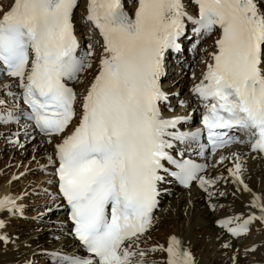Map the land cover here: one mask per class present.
Instances as JSON below:
<instances>
[{
    "label": "snow or ice",
    "instance_id": "6c2138e0",
    "mask_svg": "<svg viewBox=\"0 0 264 264\" xmlns=\"http://www.w3.org/2000/svg\"><path fill=\"white\" fill-rule=\"evenodd\" d=\"M192 2L196 17L187 13L184 0H134L132 15L123 0H87L85 20L102 38V55L78 123L68 135L63 134L77 115L78 98L66 81L91 68L87 61L94 55L88 44L77 56L73 15L79 0H13L0 17V76L13 78L21 90L15 97L12 85H6V94L26 105L20 115L30 122L27 127L47 137L62 136L55 145V161L52 156L48 160L55 166L60 198L69 209L70 234L79 250L47 253L51 264H197L174 234L167 247H140L141 237L157 220L166 176L184 188L197 182L209 198L214 195L209 189L216 180L201 175L206 165L174 158V142L198 141L206 134L213 153L248 143L264 158V0ZM186 20L197 37L219 30L212 62L193 89L204 109L203 127L194 132L177 128L188 118L164 119L160 109L168 101L161 86L165 59L170 51H181ZM19 119L12 111L0 113V123ZM204 152L200 145L199 154ZM229 172L243 184L239 162ZM244 190L250 191L247 185ZM209 206L216 210V205ZM248 207L259 214L229 216L217 220V226L239 238L255 221L264 224V197L254 194ZM5 211L15 214L21 209L4 196L0 212ZM4 226L0 221V229ZM7 240L0 235V241ZM157 251L167 259L149 260V253Z\"/></svg>",
    "mask_w": 264,
    "mask_h": 264
},
{
    "label": "bare ground",
    "instance_id": "6f19581e",
    "mask_svg": "<svg viewBox=\"0 0 264 264\" xmlns=\"http://www.w3.org/2000/svg\"><path fill=\"white\" fill-rule=\"evenodd\" d=\"M8 1L9 6L7 3L6 6L4 5L5 7H3V9L0 11V17H2L3 14L7 12L12 6L13 0ZM184 3L187 13L193 17H196L197 14L194 10V6H191L190 1L184 0ZM79 12L81 14L86 13V10H84V5L79 9ZM185 24L187 27L191 23L186 20ZM76 35L78 39H80V43L86 47L88 41L86 40L85 35L87 34L79 35L76 33ZM217 38L218 35L214 34L202 47L201 52L199 51V56L201 59H205L206 62L205 65L198 66L197 72H193L194 75L197 74L194 76L193 81L188 80L187 76L184 75H178L179 78H176L175 80H169L171 77L170 74L172 73L171 66H175V64L182 62L185 64L186 60L183 59V49L185 46H191V44L186 45V40L193 39L191 33L187 32V38H181L179 41L181 44V51L177 54L175 59L172 58L173 55L171 53L167 54L165 60V75L162 77V90L168 96V94L175 95L171 90L172 88H180L181 93L183 87L185 90L188 89V94L185 95V93H183L184 98L181 95L179 97L177 96V99L168 97V101L164 103L162 108V115L165 117V119L181 117L179 115L186 113V108L176 109L178 102L188 103V101L195 100L193 89L195 85L203 79L204 73L207 71V64L212 62L211 54L216 50L215 40ZM89 39L90 38H88V40ZM93 39V41H97L96 33ZM92 51L94 53L93 56L95 57V63H91L92 67L87 68V71L90 70L89 72H91L92 75L89 78H86L88 76L83 78L80 77L77 84L72 85L77 93V103L81 101L82 97H84L87 88L91 85L95 75L99 71V59L102 55V43L99 40L98 44H95V47L92 46ZM88 62L89 61H87V63ZM175 71H177V73L179 71H182V73L185 72V70H181V68H175L174 72ZM188 82H190V85ZM16 84L17 82L14 81H2L0 83V100L5 96L4 92H6V85H12L11 92L14 95L17 94L18 87ZM187 84L189 86L186 87ZM13 99L14 102L12 103V106L15 108L13 110L14 114L19 116V120L24 122L17 128V132L20 131L24 136H27L26 132L30 134L33 133L34 130L32 127H27V125L30 123H27L22 119L20 110H17L19 103L16 102L17 99ZM174 107L175 112L171 114L169 111ZM187 110L191 111L194 118L190 120L187 119L185 122L177 125L179 131L196 123L195 121L198 116L197 111L199 110V107L195 104L194 106L189 107ZM5 112L6 110L4 113ZM1 135L2 134L0 133V137ZM53 137L39 138L38 143L30 146V149L34 150L35 152H42L44 149H46L48 150V154L52 156L53 161H55L56 157L54 146L61 141L62 136ZM49 140H51L52 145H54L52 149L49 147ZM26 143H29V140H26ZM48 147L49 149H47ZM249 148L250 145H237L223 153L217 154L214 157L207 158V164L209 165V168L204 174H202V176H204L205 179L216 180V183L209 189L214 193L211 198L208 197V194L204 192L197 183L193 184L189 189H182L174 184L166 176L165 182L160 185V211L155 213L157 220L154 226L141 237L140 246L143 247V249H151L158 245H164L167 247L169 236L174 234L185 242V246L190 249L197 264H253L254 261H250L248 263V260H246V256H249L250 254L256 258V264H264V224L259 221H255L251 225L252 230L250 233L239 238L231 237L230 234L219 228L216 224L217 220L233 215H241L244 218H247L250 212L256 213L257 215L259 214L257 209L249 208L248 205H250L251 201L253 200L254 194L264 197V158L256 153L250 152ZM221 157H224V159L221 160ZM253 157L256 158L254 159ZM237 158H239V160H237ZM237 162H239L242 166L241 179L243 180V184H241L238 180H235V177H233L229 172V169H235ZM50 165L53 166L51 162ZM47 172L55 173V167H53V169L47 170ZM53 178L54 181H50V183H52V186L54 187V196L57 197L54 201L55 203L59 204L61 209L64 211L65 204L58 195L55 174ZM2 184L3 177H0V198L4 196H10L15 201L16 206L21 208V204L23 203L20 201L19 194L22 192L24 193L25 191L18 192V184L16 183L10 184V182H8L5 183V186L3 187L1 186ZM244 185H247L250 191H245ZM220 193H224V195H220ZM210 204L216 205L215 211L210 208ZM63 217L64 220L58 224V229L62 230V232L60 234H49V237L42 239L38 235L49 230L51 226L47 227L43 224H39L38 222H26L20 218V212L15 214L9 213L7 211L0 212V221H3L5 225L3 229H0V235L6 236L8 238L6 243L0 241V264H28L29 262L26 257L30 256L33 258L34 254L37 252L50 253L58 249H63L66 252L79 250V244L70 234V224L68 223L65 215H63ZM39 220L40 219L36 221ZM22 226H25V228H22ZM252 231H257V233L259 232V235H252ZM148 235L151 236V238H148L144 245L141 244V241L148 237ZM225 244H228L229 247L225 248ZM260 244L262 245L261 248L258 247L254 252L250 250L252 246ZM80 254L85 255V253L82 251ZM233 258H235V260H233ZM148 259L159 262L161 260H166L167 254L159 251L155 253H149Z\"/></svg>",
    "mask_w": 264,
    "mask_h": 264
},
{
    "label": "rangeland",
    "instance_id": "374dc122",
    "mask_svg": "<svg viewBox=\"0 0 264 264\" xmlns=\"http://www.w3.org/2000/svg\"><path fill=\"white\" fill-rule=\"evenodd\" d=\"M2 1L3 0H0V11H1V9H3V7L6 6V3L9 6L8 0H4L3 2ZM5 1H7V2H5ZM83 5H84L83 3H80L78 8L76 9L75 14H74V25L76 24L75 25L76 33L79 35L80 34L85 35V34H88L90 32V28L86 29L84 27V24H83L82 19H81L82 15L79 12V9ZM88 38H90L92 40H90V39L88 40ZM93 38L94 37L92 35H90L89 37L88 36L86 37L87 41L90 42L89 44H91L93 47H95V44H98V41H93L94 40ZM208 39L203 40L201 42L200 46L198 47V49L194 52H191L190 48L186 47V49L184 51V58H183L184 60H186L185 64L182 62V63L175 64V66L172 65L171 66L172 73L170 74L171 77L169 78V80H175L176 78H179L178 75L187 76L188 80H191V81L194 80V76L197 74L194 75L193 72L198 71V66L205 65L206 60L201 59V57L199 56V51L201 52L202 47L206 44ZM86 45H88V43ZM88 61L90 63H95V57L94 56L89 57ZM178 65H179V67H178ZM175 68H181V70L184 69L185 72H183V73H182V71H179L178 73H177V71L174 72ZM86 71H87V68L85 69L83 75L80 77L83 78V77L88 76L86 78H89L92 75V73L89 72L90 70L87 72ZM195 79H196V77H195ZM0 83H1V81H0ZM188 84L190 85V82H188ZM188 84L186 85V87L189 86ZM171 90L175 95H173V94L169 95L168 94V97H171L172 99H177L180 95L183 96L184 95L183 93H185V95L188 94V89L185 90L183 87H182L181 93H180V88L177 89V87H174ZM4 95L5 96L2 97L4 104L0 105V113H4L5 110H6V112H8V111L14 112L13 110L15 108L12 106V103L14 102L13 98L15 95L9 96L6 94V92H4ZM183 98H184V96H183ZM78 103H81V101H79ZM186 104H187L186 106H182V107L180 105H177L176 109L177 108H186V113H184L185 115L184 114H182V115H184L185 117L188 118V116H190L191 114L189 113V111H187V109L189 107L193 106L194 104H193V102L192 103H186ZM2 107H4V108H2ZM172 110L173 111H171V114L175 112V107ZM13 124H15V125H13ZM21 125H22V122L7 123V124L0 123V133L2 134L0 137V177L1 178L3 177V184L1 186L2 187L5 186V183H8V182H10V184L16 183V184H18V187H17L18 192L25 191L24 193L22 192L19 194L20 201H21V203H23V204H21L22 205L21 208L18 207L19 209H21L20 218L26 222H29V221L30 222H38L39 224H43L44 226H47V227L51 226L49 230L42 232L38 235L40 238L46 239L52 233L60 234L62 232V230L58 229V226H59L58 224H60L61 221L64 220V217H63L64 211H63V209H61V207H59L57 209L56 206L59 204L55 203V201L53 200L54 187L52 186V183H50V181H54V178H53L54 173L53 172H47V170L53 169L54 166H51L50 162L48 160V156H50L48 154V150L44 149L45 152H44V150L42 152H37V151L35 152L34 150H31L30 146L38 143L39 138L34 137L33 133L32 134L30 133L27 136H24L22 134V132H20V131L17 132V128ZM15 140H16V142H15ZM17 140H19V141H17ZM26 140H29V143H26ZM22 141H23V144H22ZM53 146L54 145H52V142L49 143V147L51 149ZM49 147L47 149H49ZM33 155H34V157H33ZM11 177H13V178H11ZM7 180H8V182H7ZM49 207L53 208L52 212L48 211ZM44 210H45V212H44ZM9 218H11V217H9ZM38 219H40V220L36 221ZM22 228H25V226H22ZM254 234L259 235V232L257 233V231H254V233L252 235H254ZM148 238H151V236L148 235V237L144 238L141 241V244L144 245ZM258 247L261 248L262 245L260 244V245H258ZM141 248L143 249V247H141ZM144 249L148 250V248H144ZM250 249H252V247ZM249 256L248 255L246 256V260H248V263L250 261H254L253 264H256L255 263L256 258L253 257L251 254ZM26 258L29 262L28 264H51L50 258L47 256V253H45V252H42V253L37 252L36 254H34L33 258H31L30 256H27Z\"/></svg>",
    "mask_w": 264,
    "mask_h": 264
}]
</instances>
